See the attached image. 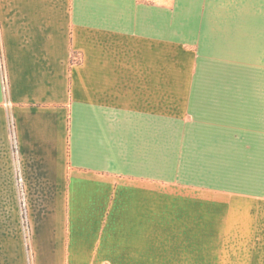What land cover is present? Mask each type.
I'll use <instances>...</instances> for the list:
<instances>
[{
  "label": "crops",
  "instance_id": "crops-1",
  "mask_svg": "<svg viewBox=\"0 0 264 264\" xmlns=\"http://www.w3.org/2000/svg\"><path fill=\"white\" fill-rule=\"evenodd\" d=\"M215 54L264 69V0H0V264H264L259 96L213 111L243 154L203 253L195 191L164 188L165 69Z\"/></svg>",
  "mask_w": 264,
  "mask_h": 264
},
{
  "label": "rangeland",
  "instance_id": "rangeland-1",
  "mask_svg": "<svg viewBox=\"0 0 264 264\" xmlns=\"http://www.w3.org/2000/svg\"><path fill=\"white\" fill-rule=\"evenodd\" d=\"M215 57L199 62L198 66L192 69L182 66L181 62L179 68L165 69L164 73L166 80H169L164 85V188L179 190L189 188L195 191L194 198L184 193H180V198L194 199L184 203L195 204L200 235L198 242L201 244L206 240L202 229L206 225L203 218L208 216L205 212L204 189L207 186H219L220 183V180L213 179L214 174L210 171L212 169L214 172L215 168L220 176L221 170L224 185L227 187L228 184V188L234 186L238 154H243L242 149L233 146L221 149L214 146L211 141L206 143L207 134L219 132L213 122L215 115L213 111L219 108L220 104L224 108H235L241 99L250 98L246 97L247 95H253V99L259 96L261 100L253 102L264 103V69L224 66L216 61L219 59L218 54H215ZM186 60L190 61L191 58L187 57ZM186 64L189 65L190 62ZM244 103H248L247 100ZM205 123L208 124V132ZM233 132L234 129L231 130L232 134ZM221 155L224 161L227 160V164L222 167L218 163ZM209 246H212L210 238L205 246L202 244L198 252L203 253ZM214 255L216 256V253ZM190 264L211 262L195 259Z\"/></svg>",
  "mask_w": 264,
  "mask_h": 264
}]
</instances>
